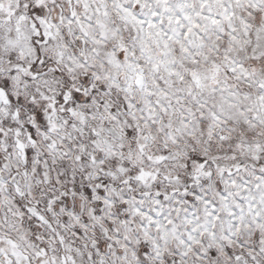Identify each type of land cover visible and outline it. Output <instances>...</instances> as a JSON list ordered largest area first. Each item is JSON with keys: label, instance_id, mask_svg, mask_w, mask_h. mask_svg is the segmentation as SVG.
<instances>
[{"label": "clouds", "instance_id": "clouds-1", "mask_svg": "<svg viewBox=\"0 0 264 264\" xmlns=\"http://www.w3.org/2000/svg\"><path fill=\"white\" fill-rule=\"evenodd\" d=\"M23 2L31 3V0H0V76L7 75L10 67L3 50V36L15 38L19 16H27L30 11L17 8ZM57 3L67 11L66 0H57ZM254 3L255 0H186L184 10L199 19L204 30L203 47H193L183 41L197 62L192 63L191 57L175 41L169 42L166 56L149 41L153 62L163 61L157 72L145 61L139 47L135 56L131 54L133 44L129 43L128 60L143 69L139 85L135 82V72L140 69L123 62L121 67L108 62L114 39L100 45L69 41L70 46L64 49V59L59 64L56 53L64 41L58 36L49 43L44 54L50 66L59 69V74L41 68L35 80H18L21 85L18 91L25 98V104L19 106L18 121L12 116L17 105L0 108V129L4 133L0 134V264H51L53 256L55 264H98V258L89 260L86 254L93 240L109 243L102 228H108L112 237H119V244L112 242V250L105 248L104 264H137L133 252L139 255L145 241L149 246L159 243L161 252H175L183 247L180 239L192 227L205 230V243L209 242V232H214L219 241L230 228L249 244L257 233L264 236V231L256 227L264 225V87L261 86L264 31L257 34L255 24L257 14L264 24V6H254ZM96 6L89 5L91 9ZM105 6L109 16L99 18L114 21L116 13L111 0H105L102 11ZM9 9L14 10L11 17ZM80 11L83 13L82 7ZM196 12L201 17H196ZM49 16L55 17L56 12H50ZM204 16L209 19H203ZM213 17L219 23L212 24ZM19 27L23 36L32 34L31 19L19 20ZM66 28V24L62 26V30ZM72 28L76 30L77 26ZM89 32L98 34V27L93 23ZM192 39L195 44L200 43L195 37ZM93 47L98 49V54L90 51ZM81 50L87 55L84 67L76 59ZM226 52L248 72L246 78L240 68L236 72L228 70L230 62L225 60ZM70 55L71 62L67 59ZM24 63L28 64L29 60ZM69 63L71 71L66 67ZM166 69H175L183 79L176 74L169 75ZM193 70L200 77L199 85L193 80ZM92 72L99 79H93ZM86 74L88 84L95 85V93L88 89L95 100L62 102V95L70 92L73 85L85 88L82 81ZM12 90H17V81H13ZM236 90L241 93L239 96L230 95ZM32 96L36 97V104L29 108L27 102ZM43 96L48 99L44 100ZM125 96L133 105L131 109L126 110L121 103ZM157 100L166 111L156 105ZM45 110L47 119L43 123L35 122L33 145L29 140V125L36 112ZM213 112L221 120H214ZM129 128L132 135H128ZM17 129H20L18 137ZM17 139L25 145L24 150L16 146ZM193 153L207 159L204 170L196 164L191 165V171L185 166ZM92 155L96 156V162H92ZM161 156L166 159H158ZM208 168L213 173L210 178L206 175ZM229 171L232 175H228ZM97 179L101 183L107 181L103 196L95 188ZM232 180L236 181L235 185L230 183ZM88 185L93 187L91 198L84 192ZM17 188L22 195L17 193ZM185 189L189 193L197 192L203 199L189 202L183 195ZM158 193L167 199H160ZM221 194H226L227 199L222 200ZM204 199L217 205L213 213L217 219L209 215L211 203L205 205ZM137 207L142 213L162 212L164 219L157 217L162 228L158 231L154 224L149 227L147 216L134 212ZM93 209L99 215L93 217ZM186 209H194L198 217L191 224L184 218ZM230 210L235 212V218ZM167 219L174 223L166 225ZM85 223L87 228L81 229L83 234L77 237L76 230ZM237 223L239 232H236ZM33 228L38 231L34 232ZM57 233L64 236L63 245ZM36 236L41 239H35ZM196 238L201 237L196 234ZM42 245L48 246V252L38 258L36 253ZM233 249L242 256L248 251L235 240ZM112 252L119 255L114 256ZM194 255L189 254L188 264H194ZM253 255L257 257V264H264V254L253 249ZM221 264L236 262L223 259Z\"/></svg>", "mask_w": 264, "mask_h": 264}, {"label": "snow or ice", "instance_id": "snow-or-ice-1", "mask_svg": "<svg viewBox=\"0 0 264 264\" xmlns=\"http://www.w3.org/2000/svg\"><path fill=\"white\" fill-rule=\"evenodd\" d=\"M105 0H66L67 3V11L65 7L59 5L57 0H31V3L23 2L18 3L17 8L30 9L27 13V16L21 14L19 16V20L31 19L32 20V34L30 36H23L19 27V20L17 21L16 26V36L13 38L11 35H4L2 39L3 50L8 55V64L10 67L7 70V75L0 76V108L4 105H17L15 111L12 113V116L17 121L20 117L21 108L25 104V98L22 96L18 89L21 86L18 83L19 79H23L25 82L35 80L39 75V70L41 68L45 69V71H51L59 74V69L55 66H50L48 57L45 56L44 50L47 48L51 41L60 37V40L64 41L62 45H58L59 50L56 53V63L59 64L64 59V49H67L71 44H88L89 41L94 45H100L106 43L109 39H114L115 44L108 51V62L110 64L114 63L117 67H121L123 65H128L133 67L134 69H140L135 72V82L137 85L142 83L143 80V69L137 63L132 65V62L128 60V54L130 52L129 43L133 44V48L131 49V54L133 56L136 55V48L139 47L140 53L145 59L147 63L152 64V68L154 71H159L160 64L163 61H159V63L153 62V53L151 51V45L149 41H151L157 49L160 50L162 55H167L165 50L168 49V45L170 41H175L180 44V50L184 53H187L191 59L192 63H196V59L191 54L190 47H186L183 41H187L188 45L193 47H203L205 41L202 38L203 29L201 28V24L199 19L193 18L192 14L189 11H185L183 5L186 0H111L113 4V8L115 10L116 16L114 21L105 22L99 17H108L109 11L105 6L103 11L101 10V5H103ZM173 3L175 7H173ZM90 4H96L97 6L94 9L89 7ZM51 5V7H50ZM254 6H264V0H255ZM83 8V13H81L80 8ZM2 8V5H0ZM12 9H9V17L13 14ZM50 12H56L55 17H50ZM225 12H227V8H225ZM83 15V19L81 16ZM196 17H201L200 12L195 13ZM203 19H209L208 16L202 17ZM227 19V17H225ZM95 24L98 27V34H90L89 28L92 24ZM212 24L219 23V20L215 17L211 18ZM67 25L66 29L62 30L63 25ZM255 24L257 26L256 32L257 34L260 31H264V24L261 23V19L257 14L255 18ZM72 25H76L77 29L73 30ZM246 27H250V25H246ZM9 32L11 29L8 30ZM223 31V29H221ZM127 33V36L125 35ZM183 37V40L180 37ZM195 37L196 40H199V44H195L192 39ZM257 38L259 36L257 35ZM211 39V37H208ZM235 39V37H233ZM23 41V43H22ZM70 41V43H69ZM94 54H98V49L93 47L90 50ZM28 59L29 63L25 64L24 61ZM67 59L69 62L73 60V56H68ZM76 59L80 60V67H84L87 64V55L81 50L79 56ZM225 60L230 62L229 71L236 72L237 68H240L243 77L246 78L248 76V72L243 69L242 65H237L235 61L231 60V57L225 53ZM123 62V65H122ZM69 71H71V63L66 65ZM215 67V66H214ZM169 75L176 74L179 79H183V76L179 75L175 69H166ZM186 71H188L186 69ZM18 74H22L18 77ZM93 79H99L97 73L92 72ZM191 75L193 80L199 85L200 77L196 73V71H192ZM71 79H75L72 77ZM13 81H17V90L13 91ZM84 83L85 88H77L73 85L72 90L70 92H65L61 101L66 103L70 99H74L77 102H80L82 98H86V102H92L95 100L94 95H89L88 89L90 88L93 93H95V85L88 84V76L87 74L82 81ZM261 86L264 87V81L261 82ZM231 87V86H229ZM127 91V89H125ZM152 93L149 91V95ZM241 93L236 90L230 93L232 96H239ZM44 100H47V96H43ZM264 99V97H262ZM122 105L125 109H131L133 107L132 103L128 101L127 97H123L121 101ZM149 106L152 107L151 102H148ZM36 104V97L32 96L27 102V107L31 108ZM156 105H160L162 110L166 111V108L160 104V101H156ZM53 107L54 106H50ZM109 107H111L109 105ZM72 111V109H69ZM243 109H240L241 114H243ZM73 115L75 112L73 111ZM48 113L47 110L42 112H36L32 119L33 123L29 125V140L32 144H35L34 136L32 135V131L36 126V121L43 123L47 119ZM201 116L203 113L201 112ZM214 120H221V117L218 116L215 112L212 113ZM223 122V121H222ZM187 123V121L185 122ZM75 127V125H73ZM11 130V129H9ZM93 135L96 134V130L93 129ZM0 134L3 133V129H0ZM191 135V133H189ZM17 137L20 135V129L16 130ZM128 135H132V130L129 128ZM222 140L225 137H220ZM95 144V141H93ZM16 146L21 150H24L25 145L19 140H16ZM141 147H143L141 145ZM7 148V145H5ZM28 155H31V152H28ZM79 160L80 157H77ZM151 159V157H150ZM158 159H166V156H161ZM92 162H96V156H91ZM196 164L201 170H204L206 165L208 164L207 159L202 157L199 154L193 153L189 162L185 165L191 171V165ZM239 167V166H238ZM103 170V169H102ZM211 168L207 169L206 175L210 178L212 176ZM111 175V174H110ZM228 175H232V172L229 171ZM139 178V177H138ZM232 185H235L236 181H230ZM107 184V181L104 183L99 182L97 179V183L95 185L96 190L99 192L101 196L104 195V188ZM259 187V185H257ZM247 189V185H245ZM17 193H20L19 188L16 189ZM84 192L87 197L91 198L93 196V187L88 185L84 188ZM66 195V194H65ZM160 199H167L166 195L161 196L159 193L157 194ZM184 197L191 202L192 200L199 201L203 199V197L197 192L189 193L187 189H185L183 193ZM221 199L226 200L227 195L221 194ZM127 198H125L124 203L126 204ZM180 202L179 200L177 201ZM17 203H21L17 201ZM103 203H111L110 201H104ZM205 205H209L211 202L207 199H204ZM217 205L215 203H211L212 213L209 215L212 216V219H217L213 213L215 212ZM249 211H252V205H249ZM135 213H140L142 215L147 216V224L151 227L153 224L155 228L159 231L162 228L160 222H158L157 217L160 219H164V214L162 212L155 213H142L139 207L134 209ZM93 217L99 215V213L93 209L92 210ZM230 214L235 218V212L230 210ZM241 220H243V213L241 212ZM258 216L259 213H256ZM185 220L187 223L191 224L193 220L198 219L195 214L194 209H186L185 210ZM39 220H44L43 217H38ZM127 218H125L126 220ZM122 222H125L122 220ZM174 222L171 219H167L165 221L166 225H172ZM142 227H144L142 225ZM257 228H260L261 231H264V225L257 224ZM87 224H82L80 229H77L75 235L77 237L81 236L83 233L81 229H86ZM166 230V229H165ZM239 223H237L236 232H239ZM33 231H38L37 228H33ZM102 233L104 237L109 243L105 245L104 241L93 240L91 242V248L87 251L86 257L89 260H95L98 258V264H104V250L107 248L108 250L113 249V241L116 244H119V237H112L109 235L108 228H102ZM204 231L198 227H192L185 231L183 236L180 239V244L183 246L178 248L175 252H161L160 244L153 243L151 246L147 244L145 241L144 245L140 248L139 255L134 251L133 257L137 260V264H188V258L190 253H194V264H221L223 259H227L230 261H235L236 264H241L243 260V264H249V261H252L253 264H257V257L253 255V249L255 251L264 254V236L259 233L256 234L254 241L252 243H248L243 239H240L231 228L229 231L219 238V241L216 240V235L214 232H209V242L205 243ZM196 234H198L201 238L197 239ZM61 245L64 244V236L59 233L56 234ZM35 239H41L39 236L34 237ZM127 240V236L124 237ZM233 240H235L236 244L241 248H248V251L244 253L242 256L239 252H234L233 249ZM139 244L140 242L137 241ZM87 248L88 245H85ZM121 248H126L127 245H120ZM48 246L42 245L40 250L36 253V256L39 258L41 256L47 255ZM15 256H19L18 253H13ZM112 255L118 256V253L112 252ZM55 256L52 257L51 264H55ZM123 259H127V254L124 253ZM47 264V262H44Z\"/></svg>", "mask_w": 264, "mask_h": 264}]
</instances>
